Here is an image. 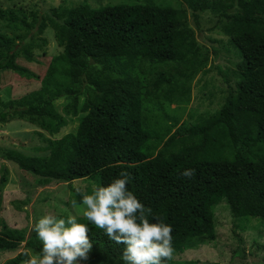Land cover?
Listing matches in <instances>:
<instances>
[{
	"label": "trees",
	"instance_id": "16d2710c",
	"mask_svg": "<svg viewBox=\"0 0 264 264\" xmlns=\"http://www.w3.org/2000/svg\"><path fill=\"white\" fill-rule=\"evenodd\" d=\"M180 1L184 8L149 0L98 8L58 6L46 16L32 15L31 22L18 11L0 8V22L7 28L38 35L50 28L62 48L40 78L18 63L19 57L35 61L28 38L0 31V73L41 83L19 98L0 100V124L23 120L52 137L67 126L65 117L83 114L74 133L45 138L46 145L36 148L47 156L4 149L0 158L40 177L41 186L53 179H91L95 187L107 186L126 170L129 190L173 226L174 257L216 240L213 210L221 202L234 220L255 218L264 227V0ZM207 11L218 18L239 55L236 81L228 84L222 105L211 116L179 125L168 109L174 105L184 111L193 80L209 64L188 12L197 27ZM218 72L228 83L227 74ZM59 99L67 101L62 113L54 107ZM151 108L171 125L147 118ZM189 168L195 175L186 179L182 172ZM7 181L3 168L0 197ZM72 193L81 204L82 196ZM77 222L88 224L92 241L89 259L81 264H123L124 245L110 241L85 218ZM238 242L232 259H246L242 239ZM41 247L33 227L13 228L0 219V252L18 251L4 264H22L26 250L37 253ZM257 247L264 252V246Z\"/></svg>",
	"mask_w": 264,
	"mask_h": 264
},
{
	"label": "rangeland",
	"instance_id": "374dc122",
	"mask_svg": "<svg viewBox=\"0 0 264 264\" xmlns=\"http://www.w3.org/2000/svg\"><path fill=\"white\" fill-rule=\"evenodd\" d=\"M148 0H0L1 9H13L27 17L31 22L32 15L46 16L52 8L62 6L72 8L81 3H87L93 8L102 5L145 3ZM161 6L173 8H184L180 0H149ZM188 19L194 31L197 42L209 52V64L206 70L199 73L191 84V101L183 112L174 110V105L168 109V114L178 119V124L186 123L193 125L199 118H207L216 112L223 103L224 94L228 84L233 85L236 81V64L239 62V55L229 44L221 29L218 18L210 13L204 12L200 16L199 25L196 27L188 12ZM0 31L11 36L24 34L28 42L33 44L32 53L35 61L28 63L23 57H19L18 63L28 67L40 78L46 73L53 57L62 52L54 40L52 29L47 28L42 35L36 32L27 34L24 29H9L0 22ZM42 40L45 43L42 44ZM38 45H41L40 47ZM227 74V83L219 69ZM40 80H27L19 75L5 71L0 73V100L8 101L19 98L40 87ZM67 103L65 99L54 102L55 109L62 113V108ZM147 114V113H146ZM65 117L67 126L60 132L50 137L47 132L39 127L23 120H12L0 124V151L4 149H15L26 155L47 156L48 152H36V148L44 147L45 138L59 139L68 133H74L79 118ZM155 109L151 108L147 118L159 120L163 126H170L172 121L164 118ZM174 131L173 129L171 132ZM162 143L157 145V150L152 153L154 156ZM8 171V181L0 197V219L13 228L26 229L29 231L34 223L46 213L59 214L61 216H75L77 219L84 218L82 204H77L73 191L80 194H91L95 188V182L91 179L75 180L67 183L61 180H51L47 185H38L40 177L21 170L15 163L0 158V176L2 169ZM62 193L64 199H60ZM17 206L22 210L26 206V216L20 218L16 215ZM214 221L217 238L215 241L198 247L195 250H188L183 254L174 257L171 264H264V252L257 246H264V227L258 219L251 218L243 221L234 220L225 202H221L214 210ZM32 214L33 219H30ZM12 215V216H11ZM19 218V219H18ZM239 226L234 228V226ZM238 238L243 241V248L247 258L232 259L233 252L239 246ZM242 247V246H241ZM22 251L24 248L19 247ZM35 254L34 250H26ZM17 252H0V264L13 258Z\"/></svg>",
	"mask_w": 264,
	"mask_h": 264
},
{
	"label": "clouds",
	"instance_id": "9594fccd",
	"mask_svg": "<svg viewBox=\"0 0 264 264\" xmlns=\"http://www.w3.org/2000/svg\"><path fill=\"white\" fill-rule=\"evenodd\" d=\"M194 175L195 169L182 172L186 179ZM130 178L129 172L121 171L107 186L83 194V216L103 230L110 241L124 245L123 264H167L175 252L173 226L156 217L129 190ZM58 195L64 199L62 193ZM33 231L42 247L35 254L24 253L28 258L22 264H81L89 259L90 229L75 216L46 213L34 223Z\"/></svg>",
	"mask_w": 264,
	"mask_h": 264
},
{
	"label": "crops",
	"instance_id": "0c3cea01",
	"mask_svg": "<svg viewBox=\"0 0 264 264\" xmlns=\"http://www.w3.org/2000/svg\"><path fill=\"white\" fill-rule=\"evenodd\" d=\"M26 209H27L26 206L23 207V210H22L19 206H17V210L15 211L17 217L20 218L21 216H26V212H25ZM11 216H12V215H11ZM19 218H18V219H19ZM30 219H33L32 214L30 215Z\"/></svg>",
	"mask_w": 264,
	"mask_h": 264
}]
</instances>
